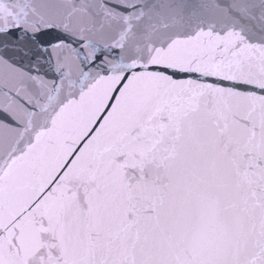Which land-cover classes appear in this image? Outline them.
I'll use <instances>...</instances> for the list:
<instances>
[{"label":"snow or ice","instance_id":"1","mask_svg":"<svg viewBox=\"0 0 264 264\" xmlns=\"http://www.w3.org/2000/svg\"><path fill=\"white\" fill-rule=\"evenodd\" d=\"M0 264H264V0H0Z\"/></svg>","mask_w":264,"mask_h":264}]
</instances>
